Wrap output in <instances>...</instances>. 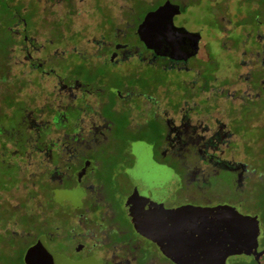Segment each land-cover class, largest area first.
I'll list each match as a JSON object with an SVG mask.
<instances>
[{
    "label": "rangeland",
    "instance_id": "1",
    "mask_svg": "<svg viewBox=\"0 0 264 264\" xmlns=\"http://www.w3.org/2000/svg\"><path fill=\"white\" fill-rule=\"evenodd\" d=\"M164 1L70 0L68 11L77 44L68 50L58 32L52 31L50 24L54 16L50 15L51 10L42 9V1L0 0V62L1 51L9 42L5 28L7 30L12 22L5 21V18L11 12H19L25 16L28 33L34 31L36 35L38 29L30 51L43 69L58 72L62 84L66 82V69L80 63L82 66L78 64L77 74L89 84L86 86L87 104L63 92L62 109L49 116V120L42 123L37 120L39 138L29 144L24 145L28 133L23 105L12 109L7 122H0L9 130L8 134L1 135V140L11 141L19 148L14 153L6 148L0 150V264H23L22 252L36 235L44 232L47 243L52 246V241L59 237L53 231L55 226L61 229L75 226L72 224L74 214L82 209L74 207L73 197L59 192L72 187L65 174L71 163L68 159L56 161L55 158L80 156V145L88 143L87 134L91 130L100 133L92 147L97 149V158L104 167L100 175L101 186L98 192L97 188L95 191L102 199H111L114 211L122 221L126 218L123 206L126 212L133 211L139 218L141 213L137 210L152 202L151 199L165 200L166 207H202L217 201L235 200L237 192L241 195L242 176L236 170L229 171L214 160H208L209 156L200 157L189 149L180 159L170 154L159 155L157 161L164 164L165 181L169 180L162 187L156 184L157 179L152 178L151 165L155 163L151 161L152 156H140L134 149L130 152L134 146L132 131H125L124 127L117 130L119 125H124L123 120L119 119L115 125L105 104H89L94 99L97 101L98 94L102 102L108 84L122 83V79L132 77L135 72L140 80L131 83L137 89L146 92L145 83L150 80L154 88L162 90V97L152 95L161 105L162 101L174 104L179 98L194 101L192 97L200 102L228 105L233 121H244L246 127L239 129L240 135H236L239 139L237 148H224L221 156L237 158L239 154L248 155L245 161L257 168L258 175L254 176L260 180L257 186L264 197V67L250 69L247 88L240 80L242 57L250 51L264 53V0H181L183 12L176 22L188 29H199L202 36L198 54L186 62L187 70L182 71L165 69L160 61H152L149 52L134 35L135 26L144 15ZM95 33L107 42L115 38L120 43L130 44L132 47L128 52L132 53V58H122L114 68L102 66L97 56L92 58L91 53L86 58L84 50L93 49ZM120 55L123 56V52ZM246 60L255 63L250 58ZM261 62H264V54ZM259 78L261 82H258ZM24 82L30 83L27 79ZM26 83L24 88L27 91ZM135 90L132 89L130 100H140ZM49 131L55 132L50 145L43 142V136ZM115 134L117 141L110 145L109 137ZM36 146L42 151H34ZM25 150L30 154L26 155ZM92 197V192H88L87 196L80 198L84 199V208L90 205ZM47 212H54V218L46 216ZM145 231L147 239L170 251L167 241L150 235L147 229Z\"/></svg>",
    "mask_w": 264,
    "mask_h": 264
},
{
    "label": "flooded vegetation",
    "instance_id": "2",
    "mask_svg": "<svg viewBox=\"0 0 264 264\" xmlns=\"http://www.w3.org/2000/svg\"><path fill=\"white\" fill-rule=\"evenodd\" d=\"M40 1H42V9L51 10L49 13L54 16V20L50 24L52 31L58 32L59 37L65 41L68 50L75 47L77 44L75 42V28L68 11L71 8L70 0ZM48 3H50L49 7ZM164 3H168L167 10L164 12L166 13L165 16L170 15L175 27H182L189 32L199 33L200 38L196 53L185 57L192 41L189 38L181 37L180 43L184 49V52L180 54L181 58H174L179 56L178 54L177 56H174L175 54H171V56L156 54L152 48L140 40L137 34L140 23L135 26L134 35L141 46L149 52V58L152 61H160L165 69L182 71L186 69V62L198 54L200 50L201 32L197 28L188 29L176 22V18L183 12L181 0H165L150 11L156 10ZM22 14L19 13L10 19L11 24L16 23V27L15 25L10 27V24L7 26V30L5 28L6 32L11 33L10 39L13 41L11 55H14L16 60L12 68L3 67L0 69V122H7L11 118L12 109L23 105L27 113L25 129L28 134L24 139V145H26L31 140L39 138L37 120L41 123L49 120V116L62 109L63 92L70 98L78 99L87 104L85 99L86 94H88L86 86L89 84L83 82L77 74L76 68L78 64L81 65L80 63H74L66 69V82L62 84L59 82L61 76L58 72L43 69L38 60H35L33 52L30 51L32 41L36 39L35 36L38 34V29L36 35L34 31L28 33V23ZM93 37L94 50L85 49L86 58L91 53L92 58L97 56V61L106 68H114L122 58L128 60L132 58V53L128 52L132 47L130 44L120 43L115 38H110V41L107 42L98 33H95ZM121 52H123V56L120 55ZM263 54L260 51H250L242 57L240 80L246 88L250 81V74L248 73L250 69L264 67V62H261ZM248 58L254 60L255 63L251 64L250 60H246ZM47 77L54 80L50 81ZM127 78L122 79V83L108 84L107 89L103 91L105 97L103 101L101 102L98 94L97 101L94 99L89 104L98 106L105 104L109 116L113 119L112 123L115 125L119 123V119L123 120L124 125H119L117 130L120 131L124 127L123 130L125 131H132L134 146L130 148V152L135 150L140 156H152L151 161L155 162L151 165L154 173L152 178H156V184L161 185V187L169 179L165 181L164 164L157 161L159 155L170 154L180 159L182 154L189 149L193 154L200 157L209 156L208 160H214L216 164L229 171L236 170L237 174L242 176L243 190H240L241 195L239 196L237 192L235 200L217 201L202 207L230 206L236 208L244 216L255 218L259 224L256 247L251 254H231L224 261L213 260L208 262L200 259L192 260L196 257L201 258L195 251H184L179 260L162 251L154 242L147 239V234L137 220H134V218H138L133 211L128 213L123 206L126 218L122 221L118 217V213L114 211L111 199H102L100 193H97L99 186H101L100 175L104 167L100 163L101 160L97 158V149L92 147L95 143V137L99 136L100 133L91 130L87 134V139L90 142H84L80 145V156L74 154L70 158L65 156H56L55 158L56 161H67L68 159V162L71 163L69 171L65 174L70 178L72 187L66 192H59L73 197L71 202L75 204L74 207L82 209L74 214L72 224L75 226L70 225V227L63 229L55 226L53 231L59 237L52 241V246L47 243V236L44 232L36 235L34 241L27 245L22 252L23 264H264V197L257 186L260 180L258 176H254L258 175L256 174L257 168L252 163L245 161L248 159V155L244 153L239 154L237 158L221 156L224 148H237L239 139L236 135H240L239 129L245 128L246 123L244 121L241 123L240 121L234 122L228 110L229 106L221 102H200L192 97L194 101L179 98L174 104L162 101L163 105H161L152 96L162 97V90L159 87L154 88L150 80H147L144 87L146 92H142L141 88L137 89L136 85L131 83L135 79L140 80L137 72L132 74V77ZM26 79L30 83L24 82ZM261 81L262 79L259 78L258 82ZM25 83L28 86L27 91L24 88ZM4 86L5 89H3ZM132 89H136V96H139L140 100H130ZM8 131L3 124H0V150L6 148L12 153L17 152L19 148L13 142L1 140V135L8 134ZM54 133L49 131L43 136L44 144H51ZM116 136L115 134L109 137L108 143L110 145H115ZM102 138H104V134ZM35 150L40 152L42 148L36 146ZM91 151L95 152L92 153ZM24 153L30 154L27 150ZM109 154H114V152ZM45 156L47 155L45 154ZM48 180L51 181V178ZM95 188H97V192ZM88 192H92L93 199H90V205L84 208V199L80 198L87 196ZM151 200L161 202L165 209L183 206L166 207V201L163 199ZM149 204L150 202L139 207L137 212L142 214L147 211ZM123 205H125L124 201ZM45 215L54 218L55 214L54 212H47ZM39 238L41 240L38 243Z\"/></svg>",
    "mask_w": 264,
    "mask_h": 264
},
{
    "label": "water",
    "instance_id": "3",
    "mask_svg": "<svg viewBox=\"0 0 264 264\" xmlns=\"http://www.w3.org/2000/svg\"><path fill=\"white\" fill-rule=\"evenodd\" d=\"M167 6L168 3H164L144 15L137 28L140 40L158 55L178 54L174 58H181L184 49L180 38L186 37L192 42L185 57L194 55L198 48L199 33L175 27L170 15L165 16ZM137 222L145 234L147 229L150 235L167 241L170 251L159 246L176 260L181 259L182 253L187 250L195 251L201 257L192 260L207 262L224 261L231 254H251L259 234V224L255 218L244 216L236 208L224 205H183L165 209L161 202L152 201Z\"/></svg>",
    "mask_w": 264,
    "mask_h": 264
},
{
    "label": "trees",
    "instance_id": "4",
    "mask_svg": "<svg viewBox=\"0 0 264 264\" xmlns=\"http://www.w3.org/2000/svg\"><path fill=\"white\" fill-rule=\"evenodd\" d=\"M18 13L15 12H11L9 15L6 16L5 21H9L11 19V17H16ZM6 32V31H5ZM7 33V32H6ZM8 36V40L9 42L7 43V45L3 48L4 50L1 51V62L0 64L3 65V67H8V68H12L13 67V63L16 59H14V55H11V47L13 46V41H11L10 39V35L7 33Z\"/></svg>",
    "mask_w": 264,
    "mask_h": 264
}]
</instances>
